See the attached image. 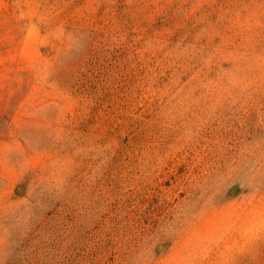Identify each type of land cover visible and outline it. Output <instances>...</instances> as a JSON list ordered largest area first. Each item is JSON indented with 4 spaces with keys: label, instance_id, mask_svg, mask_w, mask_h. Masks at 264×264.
Instances as JSON below:
<instances>
[{
    "label": "rangeland",
    "instance_id": "obj_1",
    "mask_svg": "<svg viewBox=\"0 0 264 264\" xmlns=\"http://www.w3.org/2000/svg\"><path fill=\"white\" fill-rule=\"evenodd\" d=\"M0 264H264V0H0Z\"/></svg>",
    "mask_w": 264,
    "mask_h": 264
}]
</instances>
